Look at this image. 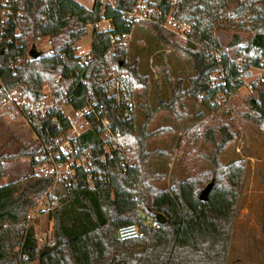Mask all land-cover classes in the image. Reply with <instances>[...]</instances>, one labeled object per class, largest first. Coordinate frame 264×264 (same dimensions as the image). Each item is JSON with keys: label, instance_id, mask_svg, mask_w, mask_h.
Here are the masks:
<instances>
[{"label": "trees", "instance_id": "16d2710c", "mask_svg": "<svg viewBox=\"0 0 264 264\" xmlns=\"http://www.w3.org/2000/svg\"><path fill=\"white\" fill-rule=\"evenodd\" d=\"M18 1L24 11L20 33L15 32L18 21L6 24L5 30L0 32L3 39L0 42V78L5 88L27 87L30 99L38 100L42 86L50 83L56 98L61 100L60 105L68 102L80 108L87 99L95 102L96 108L102 105L100 114L109 117L113 131L121 132V142L129 143L126 151L129 162L124 163L125 155L118 150H112L111 154L106 152L105 146H111L112 139H104L105 129L95 127L79 139L81 149L91 152L93 169H79L77 183L59 181L54 185L50 175L32 174L1 184L0 264L35 261L40 264H227L249 172L243 160L231 164L222 162L223 152L234 140L230 127L222 122L206 125L202 130L191 129L184 175H174L170 187L165 189L149 183L164 178L165 174L146 170L149 157L167 154L159 150L147 151L145 140L155 133L171 132L167 127L155 133L147 131L159 109L169 108L183 120L180 117L183 113L177 106L183 108L185 98L200 97L207 106L216 107L221 95L233 94L244 86L240 66L223 52L222 44L213 37L212 23L207 16L210 2L225 6L234 0H177L173 17L195 21V31L190 33L195 42L179 43L157 21L150 22L157 40L164 46H173L190 60L194 71L186 79L175 80L165 70L170 96L159 98L156 105L151 102L155 87L141 70V57L131 54L130 44L118 42L110 46L111 34L132 31L135 20L127 21L126 12L132 11L138 0H114L113 5L111 1L94 0L92 8L77 0ZM239 1L251 11L253 9L255 16L249 43L244 48L240 46L239 53L240 50L245 53L246 67L259 66L264 60V0ZM149 2L161 11L158 20H164L173 9L171 0ZM103 18L111 19L114 28L108 32H93L94 56L83 60L76 54L74 45L88 35L91 25ZM45 39L51 42L49 51H41L42 55L37 58L29 57V46H38V42ZM239 43L240 40L235 42ZM22 56L26 60L16 65L18 57ZM109 62L114 63L116 69L129 73L130 79L123 82L121 92L136 110L137 104L140 105L144 114L142 122L138 123L135 117L128 119L117 110L116 97L111 95L113 83L104 81ZM214 71L221 72L218 74L220 82L216 84L211 77ZM82 77L84 80L80 81ZM140 86L145 91L141 94L138 90L135 94L141 100L138 103L134 93ZM253 89H258V85L253 83ZM248 99L251 112L246 117L264 126V92L261 89ZM54 118L62 121V128L53 123ZM62 118L61 107L46 117L31 116L30 125L41 137V144L34 150L25 148L23 152L31 156L33 170L47 160L45 154L55 138L66 132L67 124ZM104 154L105 161L100 159ZM10 156H0V178L4 159ZM88 173L92 174L93 186L86 181ZM212 180L214 185L208 201L200 200V192ZM44 196L50 201L56 232L54 244L45 243L39 247L30 214ZM158 212L165 214L168 220L153 229L144 222V216L156 219ZM126 224H139L144 236L121 241L117 230Z\"/></svg>", "mask_w": 264, "mask_h": 264}, {"label": "rangeland", "instance_id": "374dc122", "mask_svg": "<svg viewBox=\"0 0 264 264\" xmlns=\"http://www.w3.org/2000/svg\"><path fill=\"white\" fill-rule=\"evenodd\" d=\"M77 1L89 7H93L94 4V0ZM171 3L173 9L165 15L164 20H158L157 16L161 14V11L158 14L157 6L154 3L150 5L149 2L150 7L148 13L144 14L146 17L139 20L134 19L135 21L132 26V39L130 41L131 54H138L141 57V70L149 76V83L155 87L151 98L153 105H156L159 98H167L170 96L168 84L165 82V70L175 80L180 77L186 79L194 73L192 62L175 50L173 46L168 47L162 45L150 28V22L154 23V21H157L162 28L172 33L174 35L173 38L179 43L195 42L191 34L189 36H183L170 30L175 28L174 21L178 25L193 21L175 19L173 17V11L177 8L178 2L177 0H171ZM210 3L212 5L208 9L207 16L212 23L213 37L222 44L223 52H226L232 61L237 62L240 68L244 67L247 63V58L242 50L239 53V49L240 46L244 48L249 43L255 19L254 10L252 9L251 11L239 0L227 2L225 6L217 5L215 1ZM19 8L23 15L24 11L21 7ZM15 18L18 21L15 32L20 33V22L22 18H18V15ZM162 22H164L163 25L161 24ZM164 25H168L167 28ZM194 31L195 29L192 32ZM92 34L93 31L89 28L88 35L84 36L81 41L75 43V49L80 46L82 49L88 51L92 47ZM2 40V37H0V42ZM239 40L240 43L235 44ZM38 43L39 45L36 47L39 51H49L50 44L48 40L45 39ZM32 47L33 45L29 46L30 49ZM2 51L4 52L5 50L2 49ZM211 54L213 55L214 52L211 51ZM82 59L84 60L86 58ZM25 60V56L18 57L16 65L20 66ZM114 66V63L109 62L108 67L104 71L105 75H114L121 71ZM219 73L221 72H212L211 77L215 80L214 84L220 82ZM253 83L258 85V89H253ZM253 83L252 85L245 83L243 87L233 94L221 95L216 100L217 102L215 101L216 107L207 106L200 97L185 98L183 100L184 107L177 106V109L183 113V116H180L183 120L178 119L179 117L169 108L159 109L149 122L147 131L155 133L160 128L167 127L171 129V132L164 134L155 133L145 140V148L147 151L159 150L167 154L166 156L152 155L149 157L147 159L146 170L149 173L158 172L159 174H165L164 178H156L149 181L153 186L159 189H165L170 187L171 178L174 175L178 177L184 175L187 166L186 156L190 144L188 142V133L191 129L198 128L202 130L206 125H216L222 122L227 123L230 127L234 135V140L223 152L221 156L222 162L231 164L234 161L243 160L249 166V172L247 187L242 202L243 206L234 225L227 264H264V126L246 117V114L251 112L248 98L250 95L256 96L261 89L264 92V84L257 83L256 81ZM0 84L2 85L0 88V156L12 155L4 159L3 176L0 178L1 185L32 174L42 175V173H38V168L35 170L32 169L31 156L23 152L25 148L34 150L41 144L39 141L40 136H38L27 122V119L19 111V99L21 98L16 93L23 90L25 97L30 99L26 93L27 87L5 88L1 78ZM138 90L141 94L145 91L144 87L140 86L134 95ZM10 96L12 97L10 98ZM65 98L62 100L65 101ZM135 98L138 103L141 101L136 95ZM57 101L59 102L61 100L57 99ZM215 102L213 103L215 104ZM137 105L135 120L140 123L144 119V114L140 105ZM62 107L64 109V106ZM66 110L70 112L71 108L68 106ZM68 135L70 136L68 131L60 134V136ZM102 136L104 139L111 138L106 132ZM117 143L123 149L125 161L129 162V157L126 155L129 143L126 141L121 142V137ZM105 147V149H108L107 146ZM85 158L83 156L81 160ZM204 161L202 160V163H205ZM77 162H80L79 159H77ZM184 162L186 164L185 167ZM71 179L68 173L64 180L66 182H62L64 184H70L73 181ZM74 182L77 183L78 179L76 178ZM55 184L57 182L54 181ZM69 210L72 211V208ZM144 217L145 223L157 221L150 215H145ZM30 218L37 231L39 247H43L45 243L54 244L56 222L53 217V212L50 210V201L47 196H44L35 209L31 211ZM30 264L40 263L35 261Z\"/></svg>", "mask_w": 264, "mask_h": 264}, {"label": "built area", "instance_id": "2783aa9c", "mask_svg": "<svg viewBox=\"0 0 264 264\" xmlns=\"http://www.w3.org/2000/svg\"><path fill=\"white\" fill-rule=\"evenodd\" d=\"M18 0H0V32L5 30V25L10 24L16 21V15L18 18H22V12H20V4L18 5ZM113 5V2L111 1ZM18 7V8H17ZM149 2L147 0H138L137 6L132 11L126 12V19L130 21L132 19H141L145 18L146 13L149 10ZM160 10L158 9V14ZM171 22H173L171 20ZM162 25L164 22L161 23ZM17 26V25H16ZM167 26L168 25H164ZM174 29L172 30L176 34H181L183 36H189V34L193 31L195 26V21L185 22L178 25L176 21H174ZM90 28L92 31L97 32H108L110 29L114 28L113 22L111 19L103 18L96 25H91ZM17 28H15L16 30ZM132 39V31L111 34L110 36V46L113 47L116 43L120 42L122 44H130ZM51 42L49 41V44ZM76 54L83 58H92L94 56L93 53V42L92 47L86 51L82 49L80 46L77 47ZM130 79V75L128 72L120 71L115 73L114 75L106 74L104 76V81H111L113 83V89L111 95L115 96V106L117 110H121L123 115L132 119L136 115L135 105L130 100L124 99V94L121 92L123 82ZM241 79L247 85H252L253 82L264 84V60L261 61L259 66H244L241 67ZM82 77L80 81H83ZM16 93V91H15ZM16 95L21 98L19 103V111L20 114L23 115L24 118L27 119V122L30 124V118L33 115H37L40 117H46L49 113L61 107L63 117L62 120L67 124L68 133L70 136H60V134L55 138L47 149V153L45 156L47 160L38 167V173H42L45 175H50L54 178L55 182L64 181L67 177L68 173L70 174L73 181H80L79 178V169L83 171H90L93 169V160L91 157V152L89 150L83 151L79 144L80 137L90 131H93L95 127L98 129L104 128L105 132L112 139V145L107 146L108 149H105L106 152L111 154L112 150H118L123 153V149L118 145V139L121 137L120 131H113L111 128V121L108 116L101 115V111L103 110V106L100 105L98 108L95 107V102H90L87 99V102L80 108L74 107L72 104L65 103L64 105H60L57 101V98L54 94V90L50 83H45L42 86L41 90V98L38 100H30L25 97V93L21 90ZM14 96V95H12ZM10 96V98L12 97ZM9 98V99H10ZM64 106V109L63 107ZM70 107L71 111L67 112L66 107ZM53 123L62 128V121L54 118ZM106 148V147H105ZM85 156L84 160H81V157ZM79 159L80 162H77ZM101 159L106 160V154L101 156ZM124 163H128L125 161ZM101 176V175H100ZM100 176L99 179L101 178ZM71 179V180H72ZM86 181L93 186L94 180L92 179V174L87 175ZM151 226V228L156 229L159 225L157 221L153 223H146ZM144 230L139 224H126L117 230V237L121 241H126L134 238H139L144 236Z\"/></svg>", "mask_w": 264, "mask_h": 264}, {"label": "water", "instance_id": "95a60500", "mask_svg": "<svg viewBox=\"0 0 264 264\" xmlns=\"http://www.w3.org/2000/svg\"><path fill=\"white\" fill-rule=\"evenodd\" d=\"M29 55L30 57L32 58H37L39 56L42 55V52L39 51L37 49L36 46H33L30 51H29ZM2 87V85L0 84V88ZM214 185V181H210L204 189H202V191L200 192V195H199V199L202 200V201H208V198H209V193L212 189ZM156 220L159 224H165L167 222V217L165 216V214L161 213V212H158L156 213Z\"/></svg>", "mask_w": 264, "mask_h": 264}, {"label": "crops", "instance_id": "0c3cea01", "mask_svg": "<svg viewBox=\"0 0 264 264\" xmlns=\"http://www.w3.org/2000/svg\"><path fill=\"white\" fill-rule=\"evenodd\" d=\"M86 7L91 8L92 6H90V7L89 6H86Z\"/></svg>", "mask_w": 264, "mask_h": 264}]
</instances>
